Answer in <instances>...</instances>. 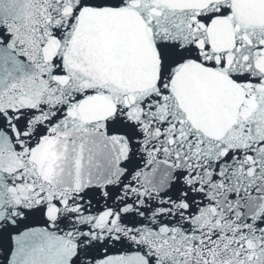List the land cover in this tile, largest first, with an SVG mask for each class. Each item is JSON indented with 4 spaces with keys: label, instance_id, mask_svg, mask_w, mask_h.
Instances as JSON below:
<instances>
[{
    "label": "snow or ice",
    "instance_id": "6c2138e0",
    "mask_svg": "<svg viewBox=\"0 0 264 264\" xmlns=\"http://www.w3.org/2000/svg\"><path fill=\"white\" fill-rule=\"evenodd\" d=\"M0 264H264V0H0Z\"/></svg>",
    "mask_w": 264,
    "mask_h": 264
}]
</instances>
